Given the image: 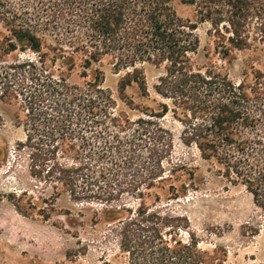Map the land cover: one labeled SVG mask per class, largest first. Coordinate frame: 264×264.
Listing matches in <instances>:
<instances>
[{"label":"trees","instance_id":"trees-1","mask_svg":"<svg viewBox=\"0 0 264 264\" xmlns=\"http://www.w3.org/2000/svg\"><path fill=\"white\" fill-rule=\"evenodd\" d=\"M176 4L193 7L196 21L179 18ZM0 22L7 53L37 56L9 67L24 113L25 139L17 149L53 190L63 188L76 202H111L125 192L143 199L164 180L160 166L171 137L151 119L132 122L112 112L98 68L109 57L117 72L127 70L121 99L133 84L145 95L138 65L163 67L154 86L163 101L148 116L178 121L181 142L227 182L244 186L264 211V82L254 76L234 84L217 68L194 69L191 61L199 23L209 25L223 59L263 44L264 0H0ZM76 69L81 85L68 82ZM104 207L129 264L213 263L193 236L179 237L185 227L175 223L178 216L144 203L135 210Z\"/></svg>","mask_w":264,"mask_h":264},{"label":"rangeland","instance_id":"rangeland-1","mask_svg":"<svg viewBox=\"0 0 264 264\" xmlns=\"http://www.w3.org/2000/svg\"><path fill=\"white\" fill-rule=\"evenodd\" d=\"M174 8L182 20L196 21L193 7L176 4ZM208 30L206 23L196 25L199 45L191 59L194 69L215 67L234 84L249 83L254 76L264 82V43L223 59ZM7 34L0 22V264H129L116 225L104 220L103 210L120 204L135 210L141 203L182 219L175 222L185 227L179 237L193 236L198 249L213 256L212 264H264V211L255 206L244 186L227 182L213 162L181 142L178 121L169 114L148 116L158 112L163 101L154 91L163 67L138 65L146 93L142 95L133 84L121 99L119 85L127 70L117 72L109 57L98 64L102 88L113 102L112 112L132 122L151 119L171 137V150L160 166L164 180L156 181L143 199L125 192L120 201L76 202L68 191L53 190L36 177L26 154L17 149V143L25 139L24 113L9 67L14 62L36 61L37 56L20 49L7 53L2 43ZM68 82L83 83L78 69Z\"/></svg>","mask_w":264,"mask_h":264}]
</instances>
